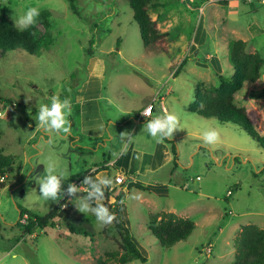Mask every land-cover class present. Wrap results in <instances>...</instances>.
<instances>
[{
	"label": "rangeland",
	"instance_id": "rangeland-1",
	"mask_svg": "<svg viewBox=\"0 0 264 264\" xmlns=\"http://www.w3.org/2000/svg\"><path fill=\"white\" fill-rule=\"evenodd\" d=\"M74 1L75 10L67 0H0V10L13 23L29 8L50 12L52 38L33 55L21 49L0 51V149L12 158L6 182L0 184L5 185L0 188V264H97L107 253L119 251L117 232H105L107 226L98 225L91 213L79 212L70 202L74 198L65 209L70 226L91 233L89 237L72 234L62 221L33 236L24 235L19 208L48 214L66 198L58 203L39 198L38 178L47 174L49 162L55 174L66 172L62 183L66 193L69 183L77 186L81 175L125 148L120 136L129 130L118 123L134 125L135 112L157 93L166 97L169 114L181 125L159 151L167 157L162 171L153 172V143H146L139 161L145 137L137 133L131 168L135 171L141 164L139 173L122 174L128 179L124 186L115 182L121 172L116 166L109 173L100 168L97 177L113 179L111 192L122 201L120 217L148 264L234 263L242 229L254 225L264 230V144L236 124L199 118L189 106L196 86L216 89L219 75H233L231 42L242 40L249 53L264 58V0H156L158 6L150 12L168 34L167 53L147 52L128 0ZM39 30L45 32L42 25ZM186 58L187 64L176 72ZM95 69L106 75L102 111L111 122L116 120L109 138L112 131L121 134L105 144L88 137L75 143L80 135L76 92ZM53 95L71 100L70 135L44 133L38 126V107L50 104ZM235 103L247 109L264 137V76L256 84H245ZM153 106L158 115H167L158 102ZM142 122L141 132L147 121ZM207 130L219 133L216 145L203 144ZM50 137L51 143H46ZM170 177V187L162 188V181ZM138 179L159 182L161 189L132 186L126 192L130 180ZM86 194L82 188L78 193ZM164 212L195 222L188 240L173 247L159 243L148 224L152 215Z\"/></svg>",
	"mask_w": 264,
	"mask_h": 264
},
{
	"label": "trees",
	"instance_id": "trees-1",
	"mask_svg": "<svg viewBox=\"0 0 264 264\" xmlns=\"http://www.w3.org/2000/svg\"><path fill=\"white\" fill-rule=\"evenodd\" d=\"M67 1L75 10V1ZM128 1L147 52L159 49L167 53L169 50L167 46L168 34L158 28L157 22L150 12L152 8L158 6L156 0ZM50 18V12H39L34 24L26 29H19L0 10V51L6 54L9 51L21 49L33 55L39 50L41 44L50 45L52 41ZM40 25L44 27V33L39 30ZM229 56L234 70L233 75L231 77L219 75L220 85L216 89L196 86L195 100L189 106V111L206 120L215 119L222 124H236L250 137L260 144H264V137L257 131L247 109L238 107L235 103L236 95L244 88L245 84H256L264 76V58L258 53H249L246 42L242 40L231 42ZM186 64L187 58L181 62L176 72H179ZM165 141L169 143L167 139ZM11 165L12 158L4 156L0 149V174H6ZM89 175L93 177L87 172L79 179L83 180L84 176ZM0 188H5V185ZM69 199L66 195V198L45 216H39L30 210L19 208L20 221L25 215L28 216L27 224L20 226V222L18 223L22 227V234L33 236L37 230H45L62 221L66 223L72 234L91 236V233L83 232L81 228L70 226L69 212L65 211L66 208L63 209L68 205ZM111 201L113 202L111 203ZM103 203L116 214V220L113 224L107 225L105 232H117L120 237L119 251L107 253L106 258L99 259L97 264H111L113 261L128 264L133 260L148 264L147 257L142 253L143 250L141 251L133 240L132 234L120 217L118 208L121 204V197L114 195L109 188L105 190ZM195 227L194 221L178 218L174 213L152 215L148 224L149 231L164 247H173L188 240ZM236 248L235 262L232 264H264V230L254 225L246 226L238 237Z\"/></svg>",
	"mask_w": 264,
	"mask_h": 264
},
{
	"label": "clouds",
	"instance_id": "clouds-1",
	"mask_svg": "<svg viewBox=\"0 0 264 264\" xmlns=\"http://www.w3.org/2000/svg\"><path fill=\"white\" fill-rule=\"evenodd\" d=\"M39 16L38 8H29L23 15L19 16L14 23L20 29H26L35 23ZM72 111L71 100L69 98L61 99L57 95L50 98V104H40L36 113V121L38 126L44 133H54L56 135L63 134L64 136L71 134V122L68 119ZM152 114V107L149 105L144 109L142 115L149 116ZM111 126V125H110ZM181 127L178 117L173 114L163 116H153L147 120L143 126L141 133H146L152 137L157 143H163L166 139H172L175 131ZM103 131L104 126L100 125ZM204 145H216L219 142V133L216 130H207L203 132ZM122 143H130L133 139L131 134L123 133L120 136ZM46 143H51V137ZM54 164L49 162L47 174L40 176L39 181V198L43 201L58 203L65 195L70 199V202L75 205L79 212L83 214L91 213L98 225L101 227L111 225L116 220L115 212L103 203L105 200V190L109 189L114 181L107 176H84L82 185L86 186L87 194L78 195L81 187L69 183L67 190L62 188V183L65 182L66 172L61 170L59 174L54 173ZM119 182V181H117Z\"/></svg>",
	"mask_w": 264,
	"mask_h": 264
},
{
	"label": "crops",
	"instance_id": "crops-1",
	"mask_svg": "<svg viewBox=\"0 0 264 264\" xmlns=\"http://www.w3.org/2000/svg\"><path fill=\"white\" fill-rule=\"evenodd\" d=\"M101 66V70H102ZM97 72H91L89 73L88 79L84 82L85 84L81 86L77 92H76V103L79 105V119H80V135L76 139V141L73 142H81L82 137H88L89 139L94 140L95 142H100V144H105V142H108L111 139H116V136H120V132L112 131V137L109 138L108 133L110 134V125H113L116 127V120L110 121L108 119L103 111H102V101L105 99V87L103 88L102 83L104 79L106 78L105 73L99 72L98 69H95ZM160 93L151 95L149 98H147V103L144 106H140L139 110L135 112V116H137V119L135 120L134 125H129V124H121L118 123V126H122L125 128V130H129V134H131L132 137L135 136V134L138 133V135L145 137L143 140V148L140 153V160H143V157L145 156V148L147 146L146 143L150 142L151 145L153 143L154 149L152 150V159H153V165L156 166V169L153 171L155 173L158 172L159 169H163V165H165L167 161V157H163L159 155V151L162 149V144L163 143H157L152 137L148 136L147 134H142L140 133V127L142 126V120L146 119L150 120L153 118V116H158V112L153 108V114L150 118H145L141 116V113L145 107H147L153 100H156L155 102H158L162 106V113L163 114H169V110L164 102L166 97H160ZM107 98V97H106ZM142 105V104H141ZM194 114V113H193ZM195 115V114H194ZM160 116V115H159ZM136 118V117H135ZM100 125L104 126L103 131L100 129ZM167 143V142H166ZM134 144H133V139L130 143H125V148L120 150L117 154L115 153L114 157L112 160H109V162H104L101 164V166L94 168L93 170L90 169L88 170V173L91 175H95L97 177V173L99 172L100 168H103L107 173L111 170L112 167H118L121 169V172H118V175H122L125 173L129 175L131 172L139 173L141 169V164H139V168L137 170L132 171V158L134 155ZM164 150H165V145H164ZM175 161V158H174ZM160 171V172H161ZM175 171V170H174ZM176 177V176H173ZM173 177L168 178V180H163L162 183V188L165 187H170L169 183L167 181H171ZM127 179V177H126ZM128 180V179H127ZM126 180V181H127ZM132 185H129V187L126 189L127 190L132 187L136 186L138 188H146L147 190H156V192L161 189L159 186V182H145L142 180H130ZM118 186V185H117ZM124 186V185H123ZM172 186V183H171ZM124 190V189H123ZM122 202V201H121ZM124 204V203H123ZM164 213H173V212H164ZM1 231V228H0Z\"/></svg>",
	"mask_w": 264,
	"mask_h": 264
},
{
	"label": "built area",
	"instance_id": "built-area-1",
	"mask_svg": "<svg viewBox=\"0 0 264 264\" xmlns=\"http://www.w3.org/2000/svg\"><path fill=\"white\" fill-rule=\"evenodd\" d=\"M155 101H156V100H153V101L149 104V105H151V107H152V114H153V108H154V106H153V102H155ZM149 105H148V106H149ZM148 106H147V107H148ZM147 107H145V108H147ZM145 108H144V109H145ZM144 109H143V111H144ZM143 111H142V112H143ZM152 114L149 115V116H146V117H145V116L142 115V113H141V116H142V117H145V118H150V117L152 116ZM117 181H119V182H117ZM4 182H6V176H4V175H0V184H1V183H4ZM115 182H116L117 185H123V184H125L126 179H125V177H124L123 175H117V177H115ZM76 184H77V187L80 186L83 190L87 191L86 186H83L81 181H78ZM65 208H66V207H63V209H65ZM27 219H28V216L25 215L21 221H23L24 224H27Z\"/></svg>",
	"mask_w": 264,
	"mask_h": 264
},
{
	"label": "water",
	"instance_id": "water-1",
	"mask_svg": "<svg viewBox=\"0 0 264 264\" xmlns=\"http://www.w3.org/2000/svg\"><path fill=\"white\" fill-rule=\"evenodd\" d=\"M11 169V168H10Z\"/></svg>",
	"mask_w": 264,
	"mask_h": 264
}]
</instances>
